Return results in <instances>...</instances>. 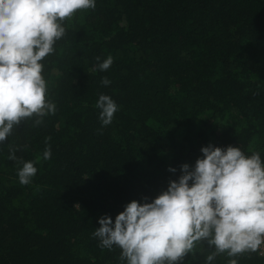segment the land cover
Here are the masks:
<instances>
[{
  "label": "trees",
  "instance_id": "16d2710c",
  "mask_svg": "<svg viewBox=\"0 0 264 264\" xmlns=\"http://www.w3.org/2000/svg\"><path fill=\"white\" fill-rule=\"evenodd\" d=\"M95 4L64 21L66 35L42 61L55 114L23 120L0 143V264H127L93 236L102 216L114 222L132 200L151 202L209 144L264 162V0ZM101 94L118 105L107 126ZM9 146L36 162L27 185ZM203 246L195 242L182 264H205L203 250L215 247ZM230 259L264 264L258 252L220 253L211 264Z\"/></svg>",
  "mask_w": 264,
  "mask_h": 264
},
{
  "label": "clouds",
  "instance_id": "9594fccd",
  "mask_svg": "<svg viewBox=\"0 0 264 264\" xmlns=\"http://www.w3.org/2000/svg\"><path fill=\"white\" fill-rule=\"evenodd\" d=\"M95 0H0V143L25 119L55 114L47 99L42 61L54 53V45L66 35L63 26L78 10L94 9ZM100 57H96L99 62ZM109 55L96 67L106 71L113 64ZM107 77L101 84L108 86ZM103 126L111 124L118 105L101 94L96 103ZM45 140L43 159L51 158ZM9 146V159L22 164L19 182L27 185L36 175L35 161H24ZM194 166L181 165L178 180L151 202L128 203L113 222L108 215L99 219L93 233L99 246L121 249L127 264H182L195 242L215 247L206 264L227 252L229 257L255 253L264 245V162L260 154L246 155L240 147L201 148ZM175 172L176 169L169 168ZM229 264H238L230 259Z\"/></svg>",
  "mask_w": 264,
  "mask_h": 264
},
{
  "label": "built area",
  "instance_id": "2783aa9c",
  "mask_svg": "<svg viewBox=\"0 0 264 264\" xmlns=\"http://www.w3.org/2000/svg\"><path fill=\"white\" fill-rule=\"evenodd\" d=\"M257 252H258V256L264 260V245H262Z\"/></svg>",
  "mask_w": 264,
  "mask_h": 264
},
{
  "label": "rangeland",
  "instance_id": "374dc122",
  "mask_svg": "<svg viewBox=\"0 0 264 264\" xmlns=\"http://www.w3.org/2000/svg\"><path fill=\"white\" fill-rule=\"evenodd\" d=\"M205 244H206V240H205V241H201V245H204L203 247H205ZM203 252H204V259H205V264H206V258H207V256L209 255V253H207V252L205 251V249L203 250Z\"/></svg>",
  "mask_w": 264,
  "mask_h": 264
}]
</instances>
